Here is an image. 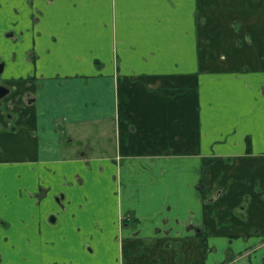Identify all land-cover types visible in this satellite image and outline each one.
I'll list each match as a JSON object with an SVG mask.
<instances>
[{
  "label": "crops",
  "instance_id": "crops-1",
  "mask_svg": "<svg viewBox=\"0 0 264 264\" xmlns=\"http://www.w3.org/2000/svg\"><path fill=\"white\" fill-rule=\"evenodd\" d=\"M0 64V264H264V0H0Z\"/></svg>",
  "mask_w": 264,
  "mask_h": 264
},
{
  "label": "water",
  "instance_id": "water-1",
  "mask_svg": "<svg viewBox=\"0 0 264 264\" xmlns=\"http://www.w3.org/2000/svg\"><path fill=\"white\" fill-rule=\"evenodd\" d=\"M2 64H0V72H1V69H2ZM9 93V90L7 88H5L4 86H1L0 85V99L6 97Z\"/></svg>",
  "mask_w": 264,
  "mask_h": 264
},
{
  "label": "rangeland",
  "instance_id": "rangeland-1",
  "mask_svg": "<svg viewBox=\"0 0 264 264\" xmlns=\"http://www.w3.org/2000/svg\"><path fill=\"white\" fill-rule=\"evenodd\" d=\"M6 98H8V97H6ZM6 98L4 99V100H6ZM235 258V257H234ZM231 263V262H230ZM230 263H228V264H230Z\"/></svg>",
  "mask_w": 264,
  "mask_h": 264
},
{
  "label": "flooded vegetation",
  "instance_id": "flooded-vegetation-1",
  "mask_svg": "<svg viewBox=\"0 0 264 264\" xmlns=\"http://www.w3.org/2000/svg\"><path fill=\"white\" fill-rule=\"evenodd\" d=\"M8 95H9V93H8ZM8 95H7V96H8ZM7 96H6V97H7ZM3 99H4V98H3Z\"/></svg>",
  "mask_w": 264,
  "mask_h": 264
}]
</instances>
